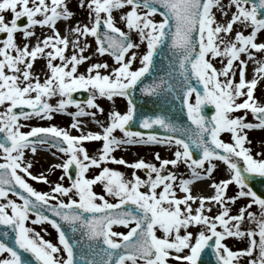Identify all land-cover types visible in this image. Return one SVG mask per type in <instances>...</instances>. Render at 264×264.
Returning a JSON list of instances; mask_svg holds the SVG:
<instances>
[{
    "label": "snow or ice",
    "instance_id": "6c2138e0",
    "mask_svg": "<svg viewBox=\"0 0 264 264\" xmlns=\"http://www.w3.org/2000/svg\"><path fill=\"white\" fill-rule=\"evenodd\" d=\"M79 2L85 6V0ZM86 6L89 23L78 21L71 27L74 38L70 40L56 27L59 20L74 15L65 0H0V34H6L0 39V264H169L170 258L181 264H198L206 249H211L216 264H239L243 256L252 257L248 264H264V193L258 194L249 183L250 177H264V159L257 158L260 153L254 157L245 147L244 132L264 128V105L254 97L258 79L264 78V58L256 57V53H264V42H257L258 33L264 31V0H228L232 10L226 23L217 22L213 12L215 7L222 16L228 15L220 0H87ZM125 8L120 20L127 31L116 25L113 16L114 11ZM6 12L11 13L10 19ZM157 14L159 21L154 19ZM20 18L27 22L19 24ZM236 24L250 32L237 30L233 34ZM35 26L50 28L52 35L38 38L31 48L28 43L20 46L15 34L20 31L28 40L35 35ZM88 36L95 40V53L107 54L118 66L102 73L109 64L97 62L89 64L86 73L78 72V65L91 59L83 54L90 44L81 43ZM227 36L233 38L226 40ZM69 45L73 52L66 55ZM166 51L171 53L170 72L144 83L146 73L161 70L157 68L158 56ZM242 54L247 59H241ZM38 57L46 61L43 82L32 72ZM217 58L220 68L212 62ZM57 60L59 63L54 62ZM136 60L140 66L133 69ZM249 61L257 66L253 78L246 80ZM138 83L143 85L140 92L147 96L165 94L180 100L187 122L160 113H141L139 124L148 131H133ZM80 89L88 92L84 101L73 98ZM56 96L60 97L56 104L50 103ZM114 96L126 97L127 109L110 111L105 126L90 110L103 113L97 97L112 100ZM240 97L246 98L237 102ZM68 106L76 111L68 113ZM208 106L214 107L211 115L205 114ZM237 110H245L244 115L233 116ZM249 110L256 123L246 122ZM53 113L70 115V128L77 129L81 127L78 117L91 116L102 132L72 135L56 125L21 130V118L51 119ZM154 126L167 134L162 135ZM117 129L122 136L114 135ZM224 132L231 134V142L221 139ZM84 141L103 143L98 154L90 156ZM147 144L174 146V158L161 160L155 153L160 161L157 167L143 159L129 164L112 155L124 145ZM38 145L56 148L66 156L54 167L63 170L59 180L67 176L68 186L61 182L52 185L43 174L30 171L32 161L26 159V150L35 154ZM109 161L146 170L147 178L133 171L131 179H126L121 171L101 167ZM214 161L226 165L228 178L212 181L213 196L191 195L189 185L195 179L210 178L217 167ZM179 163L187 166L191 178H179V188L186 195L178 198L174 182L179 174L168 171L167 166ZM93 167L100 171L86 175ZM28 178L50 184L49 191L37 190ZM97 183L103 193L94 191ZM231 183L237 185L238 193L225 197ZM238 198H245L247 204L238 214L230 215L227 202L235 203ZM196 200L199 206L193 209ZM206 201L219 204V213L205 214ZM252 205L258 207V214L248 211ZM245 219L250 227L242 230ZM28 221L50 223L58 234V245L27 226ZM117 225L126 227L127 232L114 231ZM197 226L198 232L189 230ZM245 236L248 245L244 249L232 250L223 243L225 237ZM84 246L92 259L86 260L84 254L77 259Z\"/></svg>",
    "mask_w": 264,
    "mask_h": 264
},
{
    "label": "rangeland",
    "instance_id": "374dc122",
    "mask_svg": "<svg viewBox=\"0 0 264 264\" xmlns=\"http://www.w3.org/2000/svg\"><path fill=\"white\" fill-rule=\"evenodd\" d=\"M65 3L67 4L68 9L74 13V15L68 20H64V19L59 20L57 22L56 27L59 29L61 36L68 35L69 39L71 40L74 38L73 34L70 32L71 27H73L78 21L81 24L89 23L88 8L86 6L87 0H85V6L84 7L80 6L79 0H65ZM220 3L222 5H224V9L228 12V15L222 16L221 10H219L215 7L213 8V12L215 13V17H216L217 22L226 23V21L228 19H230L232 9H230L228 7V0H220ZM125 11H127L126 8L121 9L119 11H114L113 16H114L116 25L121 27L123 30L127 31L124 22L120 20L121 13L125 12ZM5 16H6V18L10 19L11 13L6 12ZM154 19L156 21H159L161 19V17L157 14L154 17ZM33 30L35 32V35L30 37L28 40H25L22 36V32L18 31L15 34L16 42L20 46H23L24 43H28L29 47H32L37 42L38 38L42 39L44 35H52V30L48 27L35 26V28ZM237 30H243L245 34H248V32H250V29L243 28V26L240 24L234 25L233 30H232L233 34ZM131 35H132V39L134 41L138 40V37L135 33H132ZM221 35L223 36L224 34L221 33ZM232 38H233V36L225 37L226 40H231ZM85 41L90 44V47L85 50V52H87V50H88L89 54H86L85 52L83 54L85 56H91V59L83 62L80 65H78V72L86 73V69H87L88 65L92 64V63H97V62L102 63L104 61H107V63L109 64V68L107 70L101 69L102 73L110 72L113 67L118 66L113 61V59L110 56H108L107 54H105L104 56H100V55L95 53L96 44H95V40L93 37L88 36L86 38H82L81 43L83 44ZM257 42H264V31H261L260 33H258ZM143 50H144V45H141V48L139 51L142 53ZM72 52H73V49H72L71 45H69V48L67 49L66 55H71ZM242 57L244 59H247V57L243 54H242ZM256 57H257V59L264 58V53H256ZM54 62L59 63V60L54 61ZM212 62L214 63V66H216L217 68H220L222 66L221 62L218 58L213 60ZM252 63L254 65V67L257 66L254 62H252ZM45 64H46L45 59L38 57L34 61V65L32 68V72L34 73V75H37V74L39 75L41 82H43V80L46 78L45 73L47 72V69L45 67ZM139 66H140L139 60H136L132 65L133 69H135L136 67H139ZM235 80H237V81L239 80L238 71H237ZM80 90H83V89H80ZM85 91L87 92V90H85ZM244 91H246V89ZM254 97L256 98V100L260 104L264 105V78L258 79V83L254 89ZM245 98L246 97H240L237 99V102H242V100ZM59 99H60L59 96L52 97L49 99V102L52 104H56V102ZM192 102H194V95L192 97ZM96 103L99 104L104 109L103 113H100L96 109H91L90 111L96 112L95 119L101 121L105 126L108 123V113L110 111L115 109V110H119L121 112H124L127 109V98L121 97V96H114L112 98V100H108L107 98H104V97H97ZM25 107H27V106H25ZM0 111H3L2 107H0ZM75 111H76V108L74 106H68V108H67L68 113L75 112ZM244 113H245V110H237V111L233 112L232 115L233 116H243ZM77 119H79L81 121V127L79 129L70 128V125L73 122V118L70 115L62 114V113H53L51 119H47V118L41 119L39 117H33L29 120H24L23 118H21V120L19 122L22 125H24V127L21 129L22 131H29L31 126L46 127V126H50V125H56L58 127L69 130L70 134H72V135H80L82 133L84 134V132L82 131V128H86L87 125L88 126L98 125V124L93 122V118L91 116H82V117H78ZM245 120H246V122H252V123L257 122L253 118L250 110L248 111V114L245 117ZM244 132L247 133V141L245 143V147H248L251 149V153L254 157H257V153H260L261 155L257 158L264 159V128L250 129V130L245 129ZM114 135L122 136L123 134L117 129L114 132ZM221 139H223L225 142H231V134L228 132H224L221 134ZM102 143H103L102 141H84V142H82L83 146L87 149L88 154L90 156L98 154V151L102 147ZM42 146L47 147V150L46 151L44 150V152H42L43 154H36V153L32 154L29 150H26V159H29L32 161V167H31L30 171L33 173V175L43 174L44 176H46L48 178V180L51 182L52 185H54L56 182H61L65 186H68L70 181L68 180L67 176H65V179L63 181L59 180L60 176L63 174V170L60 168L54 167L56 164L62 163V160L66 159V156H63V154L59 153L56 148H49L47 145H42ZM174 151H175L174 146L169 148L166 145H160V144L124 145L118 149H115L113 151L112 155L115 156L117 159H119L121 157L123 158L127 154L130 157L129 160H125L124 158L123 159L125 161H127L129 164L136 162L140 159H143L146 163H153V164H156L158 167L160 161L156 160L155 153H159L161 160L173 159L174 158V156H173ZM214 163H216L217 167L214 169L210 178H202L203 183L206 182L207 184H209L210 182L212 183V181L220 182L221 180H223V176H222L223 171L224 170L227 171L226 165H224L223 162H220V161H214ZM45 165L47 166V171H44L43 167ZM103 166H107V167L113 168L114 170H118V171L123 172L126 179H131V174L133 171H135L137 173V175H139L141 178H147L146 177V170L134 169L132 167H127L124 164L112 163L111 161H109L107 163V165H102L101 167H103ZM205 167H207V162L205 164ZM167 170L179 174L178 180L176 182H174V187L176 189V196H178V191L180 190L179 183H178L179 178H185V179L191 178V172L187 168V166L183 163H179L175 167H173L172 165H168ZM99 171H100L99 168L93 167L89 170V172L86 175L91 177L92 175L98 173ZM227 173H228V171H227ZM28 179H29V183H31L33 185V187L36 188L37 190L49 191L50 184L44 183L43 181H33L30 178H28ZM189 186H190V190H191V195L196 196V197L205 196V195H208L209 193H211V192H206V193L204 192L206 188L203 187V184H201L200 186H196V184H192ZM141 190H146V188H142ZM211 190H212L211 196L215 195V189L212 187ZM94 191H96L97 193H103L102 185L100 183H97L94 186ZM158 191H159V189H158ZM237 193H238L237 185H235V183H231L226 188L225 197L236 196ZM206 197H210V195H208ZM13 198L17 199L16 197H13ZM64 199L67 200V197H64ZM106 199H108L110 202H115L113 197L106 196ZM198 201L199 200H196V201L192 202V204L197 203L196 205H199ZM205 203H206V205H208V208L210 207V211H208V208L205 209V214H207L209 216H215L221 210L220 205L215 203V202H212L210 205H209L208 201H206ZM227 203H228V206L230 209L229 214L230 215H236V214H238L239 208L241 206L247 204V200L245 198H238L235 201V203H231V202H227ZM248 211H253V212H256L257 214L259 212L258 207L256 205H252V207L250 209H248ZM26 223H27V226L34 228L36 231H39L40 234L45 239H48L52 243L58 245V236L56 235L55 231L53 230V228L50 225H48L47 223L32 224L31 221H28ZM249 227H250V225L248 224L247 220L245 219L244 222L242 223V230L247 229ZM194 228H196V231H194V233L199 231L198 226L197 227H191L189 230L193 232ZM41 229H46V231H41ZM113 230L114 231L127 232L128 229L124 226L117 225V226H113ZM218 230H220L219 226H218ZM157 234L161 235L160 232H158ZM227 239H228V243H226ZM257 239H258V237H257ZM223 243H225L232 250H240V249H244L247 247L248 238L246 236L244 238L225 237V239L223 240ZM4 255H7V254H4ZM251 258L252 257H249V256L240 257L239 258V264H248V260ZM169 264H181V262L170 258ZM234 264H236L235 261H234Z\"/></svg>",
    "mask_w": 264,
    "mask_h": 264
},
{
    "label": "water",
    "instance_id": "95a60500",
    "mask_svg": "<svg viewBox=\"0 0 264 264\" xmlns=\"http://www.w3.org/2000/svg\"><path fill=\"white\" fill-rule=\"evenodd\" d=\"M26 18H20L18 23L23 25L25 24ZM6 38V34H0V39ZM166 47V46H165ZM171 58V53L164 52L162 55L158 56L159 63L157 64V68L161 69L160 71H154L150 73H146L145 77L142 78L144 80V83H151V81L154 78H159L160 76L164 75L167 72H170L169 69V60ZM142 84L137 85L136 91L134 93V99L135 103L137 105V120L132 124V130L133 131H148L146 129H143L139 124V114L144 115H154L157 113L164 114L178 122H187V115L186 110L183 108L182 103L180 100L175 99L172 95H165L160 94L159 96H147L140 92V87H142ZM87 93L84 90H77L73 94V98L84 101L87 98ZM25 110L28 111L29 109L25 107ZM214 111L213 106H208L205 109V114L211 115V112ZM154 130H158L162 135H166L164 129H159L158 126H154ZM194 158H198V156L194 153ZM71 174H74V168L71 171ZM250 186L253 187L255 191L259 193H264V177L260 176H254L249 178ZM11 194V193H10ZM49 214V213H46ZM51 215V214H49ZM58 219V218H57ZM61 224L63 225L64 222L61 221ZM66 228V225H65ZM56 230V229H55ZM3 229L0 228V232H2ZM71 235V233H68ZM80 233H76V238H79ZM7 239V238H6ZM89 250L87 246H84L82 250H78L77 253V259H79L81 254H84V258L92 259V256L88 254ZM29 255V254H25ZM198 264H216L215 257L211 254V249H206L200 258V261Z\"/></svg>",
    "mask_w": 264,
    "mask_h": 264
},
{
    "label": "bare ground",
    "instance_id": "6f19581e",
    "mask_svg": "<svg viewBox=\"0 0 264 264\" xmlns=\"http://www.w3.org/2000/svg\"><path fill=\"white\" fill-rule=\"evenodd\" d=\"M31 48V47H30ZM86 54H89V51L87 50V52H85ZM241 58L242 59H244L242 56H241ZM254 65H253V63L251 62V61H249L248 62V64H247V67H246V80H250V79H252L253 78V76H254ZM120 104V103H119ZM82 131L84 132V134H87L89 131H92V132H102V129H101V127L100 126H98V125H93V126H86V128H82ZM44 150L46 151L47 150V147H45V146H42V145H38L37 146V151H36V154H43L42 152H44ZM125 160H129V155H125L124 157H123ZM44 171H47V166L45 165L44 167ZM223 180L224 179H227V177H228V173H227V171L226 170H224L223 171ZM187 179H189V178H187ZM205 181V180H204ZM198 183V184H197ZM203 184V187L204 188H206L205 189V193L206 192H211V193H209L208 195H210L211 196V194H212V186H211V182L209 183V184H207L206 182H204L203 183V179L202 178H198V179H195L194 181H193V183L192 184H196V186H200L201 184ZM206 183V184H205ZM192 184H190V185H192ZM190 187V186H189ZM184 195H186V193H184V192H182L181 190H179L178 191V198L179 197H183ZM208 195H205L204 197H206V196H208ZM199 202V201H198ZM197 203H194L193 204V209H195L196 207H198L199 205H196ZM208 208V205H206V208L205 209H207ZM194 231H196V228H194L193 229V233H194ZM226 241V240H225ZM226 243H228V239H227V241H226Z\"/></svg>",
    "mask_w": 264,
    "mask_h": 264
}]
</instances>
